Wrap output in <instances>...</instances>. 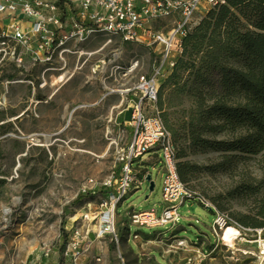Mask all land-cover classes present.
<instances>
[{
  "label": "rangeland",
  "instance_id": "obj_1",
  "mask_svg": "<svg viewBox=\"0 0 264 264\" xmlns=\"http://www.w3.org/2000/svg\"><path fill=\"white\" fill-rule=\"evenodd\" d=\"M209 10L197 12L196 25ZM12 52V46L0 45V264H63L70 235L83 225L82 212L96 215L101 196L96 192L74 200L87 180L99 189L111 177L117 154L130 139L122 119H129L130 106L139 98L134 91L139 76L157 65L159 47L100 34L68 43L49 60L34 62L16 49L22 58L17 63ZM190 106L183 97L165 111L174 119ZM148 157L133 167L149 174L153 191L143 182L128 192L116 210L118 243L111 235L82 243L81 251L91 253L81 264H264V247L253 242L254 234L244 232L245 242L223 247L211 232L214 212L194 200L177 209L174 228L128 225L126 213L154 210L159 216L164 208L161 156L152 163ZM263 160L261 153L232 172L210 174L221 161L219 153L186 151L183 159L199 169L190 191L226 216H253L261 193L236 188L264 179Z\"/></svg>",
  "mask_w": 264,
  "mask_h": 264
},
{
  "label": "built area",
  "instance_id": "obj_2",
  "mask_svg": "<svg viewBox=\"0 0 264 264\" xmlns=\"http://www.w3.org/2000/svg\"><path fill=\"white\" fill-rule=\"evenodd\" d=\"M226 0H0V45L12 46L17 63L22 60L16 49L27 52L34 62L49 60L55 51L70 42H81L91 36H116L126 43L159 47V60L149 75L139 76L134 91L139 95L130 106V119L124 124L130 130L129 141L117 154L112 175L99 189L93 180H87L81 194L95 195L102 189L99 211L92 216L88 227L80 226L69 237L65 256L68 263L81 264V244L85 237L94 234L97 240L107 235L118 243L114 233L117 206L128 192L141 187L149 174L133 167L148 155L162 164V199L164 208L159 216L154 210L126 213L128 225L153 229L170 225L174 228L179 219L177 209L187 200H194L214 211L211 232L223 247L233 248L245 242L244 232L255 235L254 243L264 247L260 234L264 229H247L214 210L203 197L195 196L179 180L176 170L175 148L156 111L159 82L174 66L180 53L181 39L196 25V14L208 6L224 5ZM24 21V23H23ZM152 23H161L157 29ZM166 24V25H165ZM168 24V25H167ZM140 177V178H138ZM151 180V179H150ZM84 222L88 223L86 218ZM234 230L231 243L223 241L227 230ZM135 237V236H134ZM136 238V237H135ZM262 261L264 263V252ZM204 256V255H203Z\"/></svg>",
  "mask_w": 264,
  "mask_h": 264
},
{
  "label": "trees",
  "instance_id": "obj_3",
  "mask_svg": "<svg viewBox=\"0 0 264 264\" xmlns=\"http://www.w3.org/2000/svg\"><path fill=\"white\" fill-rule=\"evenodd\" d=\"M164 77L155 107L175 148L178 178L187 189L199 169L183 161L186 151L219 153L221 161L210 174H227L264 153V0H226L207 11L181 39L180 53ZM183 97L190 108L171 119L166 105H180ZM236 191L261 197L253 216L227 217L243 228L264 229V179ZM97 194L102 198L104 191ZM84 196L94 195L79 193L74 202ZM214 210L223 213L219 206Z\"/></svg>",
  "mask_w": 264,
  "mask_h": 264
},
{
  "label": "crops",
  "instance_id": "obj_4",
  "mask_svg": "<svg viewBox=\"0 0 264 264\" xmlns=\"http://www.w3.org/2000/svg\"><path fill=\"white\" fill-rule=\"evenodd\" d=\"M23 23H24V21H23ZM125 111H129L128 109L127 110H125ZM124 111V112H125ZM124 112L122 113V116H121V119H122V117H123V115H124ZM129 119H130V117H129ZM129 119L128 120H123L122 119V121H123V123H125V122H128L129 121ZM101 200V199H100ZM97 239L95 238V236H94V234H89V235H87L86 237H85V239L83 240V243H85V244H92V243H94L95 241H96ZM87 253H88V255L91 253H89V251H82V258H85V256L87 257ZM101 253H103V251L101 252ZM68 259H65V263H68L69 261H70V257L69 256H66ZM83 260V259H82ZM81 260V261H82ZM97 261V260H96ZM88 262H90V258H89V260H88Z\"/></svg>",
  "mask_w": 264,
  "mask_h": 264
},
{
  "label": "bare ground",
  "instance_id": "obj_5",
  "mask_svg": "<svg viewBox=\"0 0 264 264\" xmlns=\"http://www.w3.org/2000/svg\"><path fill=\"white\" fill-rule=\"evenodd\" d=\"M86 218L88 219V223L82 221V224H83L84 227H88V224L91 223V221H92V217L89 216L88 213L82 212V219L85 220ZM232 235H234V230H232V229L227 230L226 233L223 236V241L226 242L227 244H230L231 243L230 237Z\"/></svg>",
  "mask_w": 264,
  "mask_h": 264
},
{
  "label": "water",
  "instance_id": "obj_6",
  "mask_svg": "<svg viewBox=\"0 0 264 264\" xmlns=\"http://www.w3.org/2000/svg\"><path fill=\"white\" fill-rule=\"evenodd\" d=\"M146 182L148 183V186H149L148 191H149V193H151L154 189V184L151 182L150 176L146 177Z\"/></svg>",
  "mask_w": 264,
  "mask_h": 264
}]
</instances>
